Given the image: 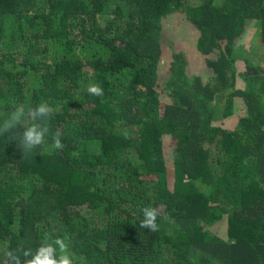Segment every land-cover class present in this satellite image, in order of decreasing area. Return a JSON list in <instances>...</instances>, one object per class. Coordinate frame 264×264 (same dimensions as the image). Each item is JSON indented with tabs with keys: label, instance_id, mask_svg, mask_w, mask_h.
<instances>
[{
	"label": "trees",
	"instance_id": "trees-1",
	"mask_svg": "<svg viewBox=\"0 0 264 264\" xmlns=\"http://www.w3.org/2000/svg\"><path fill=\"white\" fill-rule=\"evenodd\" d=\"M263 52L264 0H0V119L47 100L64 144L0 137V264H264Z\"/></svg>",
	"mask_w": 264,
	"mask_h": 264
},
{
	"label": "clouds",
	"instance_id": "clouds-1",
	"mask_svg": "<svg viewBox=\"0 0 264 264\" xmlns=\"http://www.w3.org/2000/svg\"><path fill=\"white\" fill-rule=\"evenodd\" d=\"M90 95L102 97L103 88L96 83H90L87 87ZM54 115V109L47 100H41L38 104L30 106H17L9 112L6 117L0 119V137L10 133L17 126H22L23 131L14 136L19 141L18 147L23 154L34 153L38 147H44L52 150H62V133L57 130L51 131L49 121ZM25 118L32 121L25 125ZM51 138V145L46 143V138ZM143 218L139 222L142 229H148L150 232H157L160 224L157 218L161 216V209L157 207L146 206L142 210ZM165 221L171 218L163 216ZM6 264H74L73 256L70 251L68 238L66 236L55 235L52 232L45 231L41 234L39 244L35 249L24 248L21 246L16 251L6 252Z\"/></svg>",
	"mask_w": 264,
	"mask_h": 264
},
{
	"label": "rangeland",
	"instance_id": "rangeland-1",
	"mask_svg": "<svg viewBox=\"0 0 264 264\" xmlns=\"http://www.w3.org/2000/svg\"><path fill=\"white\" fill-rule=\"evenodd\" d=\"M241 41H242L241 42V45L242 46H245V47H246V45L247 46H250L251 44H253V45L258 44V40L255 39L254 33H252V29L251 28L249 30V34L246 35V36H244ZM181 43H183V41L180 38H178L176 40V44L174 45V47H175L174 49L178 50L180 48L179 44H181ZM191 53L194 55L195 54V51H192L191 50ZM162 62L164 63L165 60H163Z\"/></svg>",
	"mask_w": 264,
	"mask_h": 264
}]
</instances>
